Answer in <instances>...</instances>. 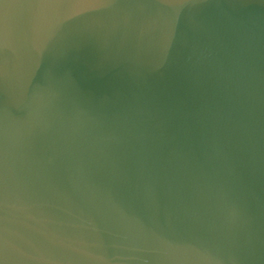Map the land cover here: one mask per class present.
Returning a JSON list of instances; mask_svg holds the SVG:
<instances>
[{"label":"water","instance_id":"95a60500","mask_svg":"<svg viewBox=\"0 0 264 264\" xmlns=\"http://www.w3.org/2000/svg\"><path fill=\"white\" fill-rule=\"evenodd\" d=\"M0 264H264V0H0Z\"/></svg>","mask_w":264,"mask_h":264}]
</instances>
